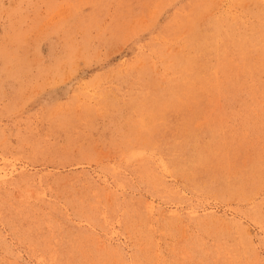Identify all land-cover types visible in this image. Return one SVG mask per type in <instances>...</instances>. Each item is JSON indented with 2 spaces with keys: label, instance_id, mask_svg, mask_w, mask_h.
Instances as JSON below:
<instances>
[{
  "label": "rangeland",
  "instance_id": "374dc122",
  "mask_svg": "<svg viewBox=\"0 0 264 264\" xmlns=\"http://www.w3.org/2000/svg\"><path fill=\"white\" fill-rule=\"evenodd\" d=\"M263 50L264 0H0V264H264Z\"/></svg>",
  "mask_w": 264,
  "mask_h": 264
},
{
  "label": "bare ground",
  "instance_id": "6f19581e",
  "mask_svg": "<svg viewBox=\"0 0 264 264\" xmlns=\"http://www.w3.org/2000/svg\"><path fill=\"white\" fill-rule=\"evenodd\" d=\"M216 36V35H215ZM228 36V35H227ZM242 36V35H241ZM227 38H229V37H227ZM243 41L245 40V39H242ZM221 41V40H220ZM249 41V40H248ZM222 43V42H221ZM243 43V42H242ZM206 44V43H205ZM215 44V43H214ZM217 45V44H216ZM223 45V44H222ZM209 46V45H208ZM243 47V46H242ZM209 48V47H208ZM216 48H217V46H216ZM225 48V47H224ZM240 48V47H239ZM255 48V47H254ZM210 49V48H209ZM263 49V48H262ZM264 51V50H263ZM208 52V51H207ZM258 52V51H257ZM256 52V53H257ZM203 54V53H202ZM217 54V53H216ZM242 55V54H241ZM203 56V55H202ZM262 57V56H261ZM257 58H258V56H257ZM258 62V61H257ZM254 65V64H253ZM260 65V64H259ZM256 66V65H255ZM254 69H255V67H254ZM254 71V70H253ZM250 72V71H249ZM206 74V73H205ZM208 75V74H207ZM250 75H252V74H250ZM251 77V76H250ZM263 77V76H262ZM246 79V78H245ZM251 80V79H250ZM253 83V82H252ZM203 84V83H202ZM196 85V84H195ZM244 85V84H243ZM243 87V86H242ZM253 88V87H252ZM203 89H205V88H203ZM254 91V90H253ZM257 92V91H256ZM251 94V93H250ZM261 96V95H260ZM215 99V98H214ZM218 99V98H217ZM212 100V99H211ZM209 101V100H208ZM216 102H218L217 100H216ZM246 102V101H245ZM251 102V101H250ZM210 103V102H209ZM260 103V102H259ZM203 104V103H202ZM214 105V104H213ZM247 105V104H246ZM258 105V104H257ZM252 106V105H251ZM250 106V107H251ZM203 107H204V105H203ZM207 107V106H206ZM216 107H217V104H216ZM229 108V107H228ZM238 108V107H237ZM244 108V107H243ZM256 109V108H255ZM258 109V108H257ZM249 111V110H248ZM220 112V111H219ZM237 112V111H236ZM255 112V111H254ZM259 112V111H258ZM223 114V113H222ZM236 115V114H235ZM254 117V116H253ZM256 118V117H255ZM264 118V117H263ZM142 157V156H141ZM143 158V157H142ZM163 161V160H162ZM140 164H142V163H140ZM141 166V165H140ZM146 166V165H145ZM150 166V165H149ZM162 168H164L163 166H162ZM165 169V168H164ZM171 169V168H170ZM142 171V170H141ZM169 171V170H168ZM126 172V171H125ZM153 175V174H152ZM155 176H157V175H155ZM153 179V178H152ZM160 179V178H159ZM154 180V179H153ZM156 180H158V177H157V179ZM160 181V180H159ZM158 183V182H157ZM89 184V183H88ZM119 184H120V182H119ZM165 184V183H164ZM163 186V185H162ZM120 187H122L121 185H120ZM160 187V186H159ZM31 188V187H30ZM102 190H104V188L102 189ZM109 191V190H108ZM167 191V190H166ZM102 192V191H101ZM100 192V193H101ZM171 192V191H170ZM104 193V192H103ZM109 193V192H108ZM173 193H175V192H173ZM173 193H171V194H173ZM109 195V194H108ZM175 195V194H174ZM105 196H106V194H105ZM199 196V195H198ZM139 201V200H138ZM24 215V214H23ZM29 227V226H28ZM42 240V239H41ZM111 251V250H110ZM114 251V250H113ZM112 251V252H113ZM116 251V250H115ZM51 252V251H50ZM117 252H118V250H117ZM116 255V254H115ZM43 257V256H42ZM47 257V256H46ZM121 257V256H120ZM119 257V258H120ZM40 258V257H39ZM122 259V258H121ZM40 260V259H39ZM41 261V260H40ZM68 262V261H67ZM52 264V263H51Z\"/></svg>",
  "mask_w": 264,
  "mask_h": 264
}]
</instances>
